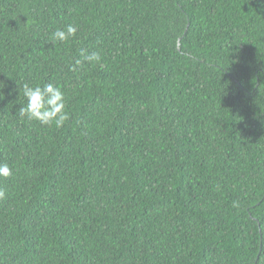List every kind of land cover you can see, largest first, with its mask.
<instances>
[{"label":"trees","instance_id":"1","mask_svg":"<svg viewBox=\"0 0 264 264\" xmlns=\"http://www.w3.org/2000/svg\"><path fill=\"white\" fill-rule=\"evenodd\" d=\"M0 163V264H264V0H0Z\"/></svg>","mask_w":264,"mask_h":264},{"label":"clouds","instance_id":"2","mask_svg":"<svg viewBox=\"0 0 264 264\" xmlns=\"http://www.w3.org/2000/svg\"><path fill=\"white\" fill-rule=\"evenodd\" d=\"M77 31V26L68 24L65 28H58L52 32L50 41L53 44L56 42H67L76 35ZM82 55L85 61H100L98 52L93 51L87 55L82 53ZM76 63L79 65L81 61L77 60ZM23 94L27 103L19 109L21 118H27L28 121L35 120L42 125L54 123L56 127H61L67 120L65 93L60 86L47 83L42 87H32L25 83L23 85ZM12 174V169L7 163H0V177L8 178ZM3 195L4 193L0 191V197Z\"/></svg>","mask_w":264,"mask_h":264}]
</instances>
